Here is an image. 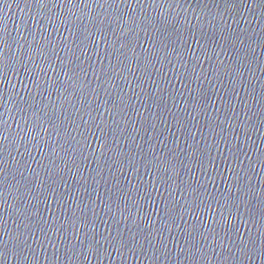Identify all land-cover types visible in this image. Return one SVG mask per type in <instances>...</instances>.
<instances>
[{"label": "water", "instance_id": "water-1", "mask_svg": "<svg viewBox=\"0 0 264 264\" xmlns=\"http://www.w3.org/2000/svg\"><path fill=\"white\" fill-rule=\"evenodd\" d=\"M0 257L264 264V0H0Z\"/></svg>", "mask_w": 264, "mask_h": 264}, {"label": "snow or ice", "instance_id": "snow-or-ice-1", "mask_svg": "<svg viewBox=\"0 0 264 264\" xmlns=\"http://www.w3.org/2000/svg\"><path fill=\"white\" fill-rule=\"evenodd\" d=\"M221 215L223 216V214L221 213ZM0 258H2V257H0Z\"/></svg>", "mask_w": 264, "mask_h": 264}]
</instances>
